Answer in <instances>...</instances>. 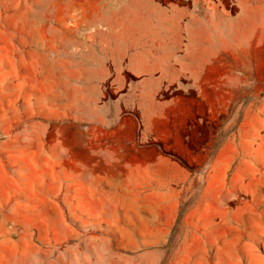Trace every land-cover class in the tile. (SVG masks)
Instances as JSON below:
<instances>
[{
  "label": "rangeland",
  "instance_id": "rangeland-1",
  "mask_svg": "<svg viewBox=\"0 0 264 264\" xmlns=\"http://www.w3.org/2000/svg\"><path fill=\"white\" fill-rule=\"evenodd\" d=\"M0 264H264V0H0Z\"/></svg>",
  "mask_w": 264,
  "mask_h": 264
},
{
  "label": "crops",
  "instance_id": "crops-1",
  "mask_svg": "<svg viewBox=\"0 0 264 264\" xmlns=\"http://www.w3.org/2000/svg\"><path fill=\"white\" fill-rule=\"evenodd\" d=\"M79 158H81V157H79Z\"/></svg>",
  "mask_w": 264,
  "mask_h": 264
}]
</instances>
